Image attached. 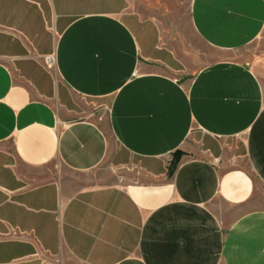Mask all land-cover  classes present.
Segmentation results:
<instances>
[{"label": "crops", "instance_id": "crops-1", "mask_svg": "<svg viewBox=\"0 0 264 264\" xmlns=\"http://www.w3.org/2000/svg\"><path fill=\"white\" fill-rule=\"evenodd\" d=\"M0 264H264V0H0Z\"/></svg>", "mask_w": 264, "mask_h": 264}, {"label": "trees", "instance_id": "trees-1", "mask_svg": "<svg viewBox=\"0 0 264 264\" xmlns=\"http://www.w3.org/2000/svg\"><path fill=\"white\" fill-rule=\"evenodd\" d=\"M177 154H179V150H175L174 153L172 154V157L170 159V166L168 168V172H170V170L176 166L177 164Z\"/></svg>", "mask_w": 264, "mask_h": 264}, {"label": "built area", "instance_id": "built-area-1", "mask_svg": "<svg viewBox=\"0 0 264 264\" xmlns=\"http://www.w3.org/2000/svg\"><path fill=\"white\" fill-rule=\"evenodd\" d=\"M47 61L49 62V64L52 63V61H53L52 57L51 56L47 57Z\"/></svg>", "mask_w": 264, "mask_h": 264}, {"label": "rangeland", "instance_id": "rangeland-1", "mask_svg": "<svg viewBox=\"0 0 264 264\" xmlns=\"http://www.w3.org/2000/svg\"><path fill=\"white\" fill-rule=\"evenodd\" d=\"M183 22H184L183 24L185 25V20Z\"/></svg>", "mask_w": 264, "mask_h": 264}]
</instances>
